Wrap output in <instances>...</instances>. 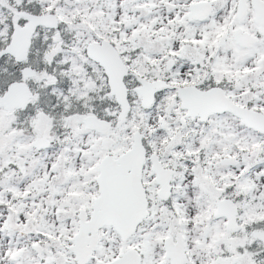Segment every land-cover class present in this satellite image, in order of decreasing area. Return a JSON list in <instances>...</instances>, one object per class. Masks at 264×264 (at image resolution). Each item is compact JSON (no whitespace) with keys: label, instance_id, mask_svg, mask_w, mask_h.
<instances>
[{"label":"snow or ice","instance_id":"6c2138e0","mask_svg":"<svg viewBox=\"0 0 264 264\" xmlns=\"http://www.w3.org/2000/svg\"><path fill=\"white\" fill-rule=\"evenodd\" d=\"M0 264H264V0H0Z\"/></svg>","mask_w":264,"mask_h":264}]
</instances>
